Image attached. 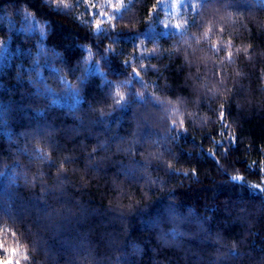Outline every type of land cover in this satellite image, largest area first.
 I'll return each instance as SVG.
<instances>
[{
    "label": "trees",
    "instance_id": "1",
    "mask_svg": "<svg viewBox=\"0 0 264 264\" xmlns=\"http://www.w3.org/2000/svg\"><path fill=\"white\" fill-rule=\"evenodd\" d=\"M161 1L0 0V264H264V0Z\"/></svg>",
    "mask_w": 264,
    "mask_h": 264
},
{
    "label": "rangeland",
    "instance_id": "2",
    "mask_svg": "<svg viewBox=\"0 0 264 264\" xmlns=\"http://www.w3.org/2000/svg\"><path fill=\"white\" fill-rule=\"evenodd\" d=\"M183 0H162L161 1V4L163 5V6H166V10L167 11H169L170 10V6L168 5V4H171L172 6H173V19H172V21H171V23H172V27H173V29H175V30H177V29H179V30H181L182 29V27H181V25H180V19L177 17V15L175 14L176 12H177V10H178V7H179V4H181V2H182ZM168 5V6H167ZM28 207H26V209H27Z\"/></svg>",
    "mask_w": 264,
    "mask_h": 264
}]
</instances>
